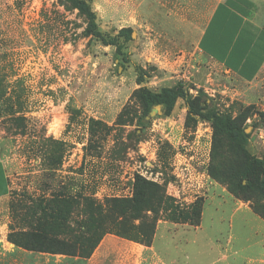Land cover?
I'll return each mask as SVG.
<instances>
[{"label": "rangeland", "instance_id": "1", "mask_svg": "<svg viewBox=\"0 0 264 264\" xmlns=\"http://www.w3.org/2000/svg\"><path fill=\"white\" fill-rule=\"evenodd\" d=\"M86 1L103 40L86 35L87 19L63 0H0V161L10 185L0 200V235L30 232L39 209L58 195L77 203L70 225L86 233L93 223L84 200L129 198L139 175L168 182L180 208L203 202L195 228L159 212L158 251L187 250L199 261L209 240L219 239L225 250L231 242L239 262L263 256L264 221L216 191L208 175L210 123L186 124L181 100L168 117L153 108L141 118L136 77L143 71L152 91L179 81L193 96L203 91L220 113L244 121L247 150L254 154L261 143L264 156V71L238 81L198 52L211 0ZM105 237L112 240L106 264L134 243Z\"/></svg>", "mask_w": 264, "mask_h": 264}, {"label": "trees", "instance_id": "2", "mask_svg": "<svg viewBox=\"0 0 264 264\" xmlns=\"http://www.w3.org/2000/svg\"><path fill=\"white\" fill-rule=\"evenodd\" d=\"M87 19L85 34L103 40L96 30L95 15L86 0H63ZM127 30L119 32L121 36ZM104 42V41H103ZM113 44V43H106ZM145 75L139 71L136 82L140 86L136 98L141 107V118L159 107L168 117L178 100L186 107V124L205 120L212 129L209 177L224 187L234 199L246 203L253 214L264 221V156L247 150L250 134L245 132L244 121L220 113L207 102L203 91L195 96L182 82L172 87L152 91L144 86ZM261 120L264 113H258ZM168 182L159 184L139 175L134 176L129 198L112 197L103 202L84 200L87 221L93 225L86 233L71 227L70 218L77 203L67 195H58L46 202L47 208L33 218L31 231L10 230L7 242L30 252L64 255L88 259L107 234L150 247L155 235L159 212L165 220L179 225L198 227L202 212V199L187 208H180L166 192ZM137 222V224H135Z\"/></svg>", "mask_w": 264, "mask_h": 264}, {"label": "crops", "instance_id": "3", "mask_svg": "<svg viewBox=\"0 0 264 264\" xmlns=\"http://www.w3.org/2000/svg\"><path fill=\"white\" fill-rule=\"evenodd\" d=\"M211 1V8L196 39L198 52L233 79L246 83L256 80L264 71V0ZM262 148L259 143L254 154L257 155ZM215 188L228 194L220 185ZM9 194L8 176L0 161V200ZM111 244L112 240L105 237L90 258L81 259L17 248L7 242L4 233L0 235V264H106L103 256L110 250ZM206 247L211 251L201 252L200 260L196 261L193 253L187 250L179 251L177 255L170 248H164V253L161 249L158 251L153 244L150 247L125 244L122 258L111 264H264V254L258 259L239 262L231 242L227 250L219 239H210Z\"/></svg>", "mask_w": 264, "mask_h": 264}, {"label": "water", "instance_id": "4", "mask_svg": "<svg viewBox=\"0 0 264 264\" xmlns=\"http://www.w3.org/2000/svg\"><path fill=\"white\" fill-rule=\"evenodd\" d=\"M155 108H159V107H155ZM160 109V108H159Z\"/></svg>", "mask_w": 264, "mask_h": 264}]
</instances>
